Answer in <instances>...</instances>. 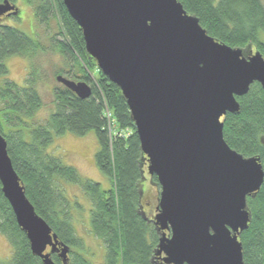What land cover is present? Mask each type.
I'll return each instance as SVG.
<instances>
[{
  "label": "water",
  "instance_id": "1",
  "mask_svg": "<svg viewBox=\"0 0 264 264\" xmlns=\"http://www.w3.org/2000/svg\"><path fill=\"white\" fill-rule=\"evenodd\" d=\"M82 30L86 52L127 101L148 174L160 186L158 213L144 212L160 234L164 264H244L239 240L249 229L248 198L264 185L258 157L245 158L224 139L237 98L264 90V57L217 42L179 0H63ZM20 12L8 0L0 18ZM58 83L82 100L86 82ZM0 183L33 256L69 264L59 241L27 198L0 134ZM49 250V252H48Z\"/></svg>",
  "mask_w": 264,
  "mask_h": 264
},
{
  "label": "trees",
  "instance_id": "2",
  "mask_svg": "<svg viewBox=\"0 0 264 264\" xmlns=\"http://www.w3.org/2000/svg\"><path fill=\"white\" fill-rule=\"evenodd\" d=\"M6 0H0V4ZM16 3L17 0H8ZM186 12L197 18L201 27L217 42L247 52L255 48L264 57L263 0H179ZM30 3V1H29ZM32 3V2H31ZM37 18L48 24L51 16L58 19L61 39L58 47L66 58L75 60L69 72L72 81L86 82L92 96L82 100L62 85L54 89L55 111L43 121L34 123L44 102L39 93L42 82L39 70L30 66L26 85L18 86L5 79L0 87V134L8 144V153L21 179L27 198L71 252L69 264H96L87 258L78 237L72 204L63 185L81 187L92 204L90 232L106 249L104 264H164L156 257L160 234L152 220L144 215L146 192L142 152L126 99L121 90L99 71L97 83L89 75L97 66L86 52L79 25L70 17L63 0H40ZM2 20V19H0ZM45 45L9 25L0 24V78H7L6 60L13 56L34 61L46 52ZM70 62V61H69ZM98 68V67H97ZM75 71V72H74ZM64 72V71H63ZM64 74V75H65ZM63 73H58V76ZM240 112L228 114L224 127L226 143L245 158L258 157L264 166V90L255 84L249 93L237 98ZM112 115L110 131L107 114ZM93 132L98 143L96 165L111 181L108 191L101 184L83 180L77 170L63 164L49 152L55 137L67 133L83 137ZM152 181L158 186L156 177ZM251 215L249 229L239 237L244 264H264V185L259 193L248 198ZM0 232L12 247V256L4 264H43L33 256L26 234L16 221L5 199L0 183ZM56 264H63L53 254Z\"/></svg>",
  "mask_w": 264,
  "mask_h": 264
},
{
  "label": "rangeland",
  "instance_id": "3",
  "mask_svg": "<svg viewBox=\"0 0 264 264\" xmlns=\"http://www.w3.org/2000/svg\"><path fill=\"white\" fill-rule=\"evenodd\" d=\"M39 1L40 0H17L15 4L20 12L19 17L14 16L0 20V24L9 25L30 37L39 39L47 49L42 55L39 54L34 61L31 60V64L28 60L18 56L8 58L6 60V65L9 69V75L7 78H0V87L5 79H9L18 86L23 87L26 85L29 67L34 66L39 70L42 77V82L39 85V93L44 102V107L35 118L34 123L37 124L43 123V121L55 111L56 105L54 103L55 99L53 93L54 89L58 87V85H61L56 79L57 74L63 73L61 76L69 79L70 76L65 74V72L72 70L71 68H73V66L75 70L78 68L75 60H71L69 57L66 58L58 47L57 41L61 39L57 36L60 31L58 19L51 16L48 24L39 22L36 12L37 3H39ZM261 38L264 42V33L261 34ZM250 50L252 53L257 52L254 47ZM250 50L247 52L243 49L247 55L250 54ZM97 67L98 66H95L89 71V75L94 83H97L99 79L100 70ZM107 118L109 120L110 130H112V133H115L112 115L110 113L107 114ZM49 152L53 154L54 157L60 158L64 165L75 168L83 180L99 183L105 191L111 188L110 178L96 165L95 156L98 152V143L95 133L90 132L83 137L70 133L55 137ZM147 169L148 165L144 169L145 182L143 185L146 195L142 204L145 208L144 212H152L153 218L158 213L157 207L159 204L160 189L152 181V177L148 174ZM63 188L72 204L81 205V210L73 206L74 209L72 210V214L74 216L73 220L76 233L84 246V255L96 264H104L106 249L102 242L95 238L90 232L91 202L82 192L80 186L65 183ZM11 256L12 247L6 236L0 232V264H4Z\"/></svg>",
  "mask_w": 264,
  "mask_h": 264
},
{
  "label": "flooded vegetation",
  "instance_id": "4",
  "mask_svg": "<svg viewBox=\"0 0 264 264\" xmlns=\"http://www.w3.org/2000/svg\"><path fill=\"white\" fill-rule=\"evenodd\" d=\"M11 3V2H10ZM13 6H16V8H18L17 7V5L16 4H14V3H11ZM11 17H14V15H13V13H10V14H8V15H5V16H3V18H0V19H4V18H11ZM17 17V16H16ZM19 17V16H18ZM77 82H79V81H77Z\"/></svg>",
  "mask_w": 264,
  "mask_h": 264
},
{
  "label": "bare ground",
  "instance_id": "5",
  "mask_svg": "<svg viewBox=\"0 0 264 264\" xmlns=\"http://www.w3.org/2000/svg\"><path fill=\"white\" fill-rule=\"evenodd\" d=\"M111 131V130H110Z\"/></svg>",
  "mask_w": 264,
  "mask_h": 264
}]
</instances>
